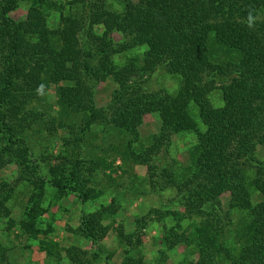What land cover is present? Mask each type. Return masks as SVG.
Returning <instances> with one entry per match:
<instances>
[{
    "label": "trees",
    "instance_id": "1",
    "mask_svg": "<svg viewBox=\"0 0 264 264\" xmlns=\"http://www.w3.org/2000/svg\"><path fill=\"white\" fill-rule=\"evenodd\" d=\"M18 2L0 0L1 158L7 156V163L16 164L34 180L40 168L27 140L33 126L43 122L48 130L58 125L72 133L75 122L81 123V135L67 140L68 145L73 142L72 148L61 151L48 166L49 178L40 176L34 183L39 191L24 209L21 233L32 240L48 235V229L38 227L40 216L47 212L40 206L45 184L54 189L56 200L74 194L85 202L101 195L87 187L92 177H84L83 161L74 150L93 125H108L133 137L124 154L149 171L153 166L148 157L171 133L196 130L194 105L201 124L214 130L223 169L210 183L191 172L177 181L164 169L160 176L168 185L163 186L176 190L187 218L199 219L192 242L200 264H264V162L257 158L258 146H264V0H130L121 12L99 9L81 20L61 17L56 29L47 25L46 0H34L26 18L15 21L10 14ZM94 27L102 32L95 33ZM214 45L229 59L221 61ZM135 47L146 48L142 57H132L125 65L114 61L113 56ZM160 67L178 78L174 93L146 90L144 77ZM97 78H111L116 85L105 109L97 108L93 99ZM62 82L56 89L59 111L46 124L37 104L52 84ZM216 88L221 106H214L210 98ZM147 114L158 115L160 131L148 148L136 153L131 145ZM101 165L109 168L103 161ZM249 168L254 169V178L247 176ZM2 193L1 188L0 215L7 219L10 195ZM224 193L229 196L225 213L220 201ZM254 193L261 200L254 202ZM115 203L113 199L109 206L80 217L76 232L94 250L64 248L69 264H94L101 255L110 264L112 254L100 244L108 230L102 222L115 214ZM233 213L238 215L235 239L225 245V219ZM116 237L121 246H129L123 249L120 264H146L141 249L132 246V234L119 229ZM2 247L0 264L6 263ZM55 247L48 241L39 249L51 258Z\"/></svg>",
    "mask_w": 264,
    "mask_h": 264
},
{
    "label": "rangeland",
    "instance_id": "2",
    "mask_svg": "<svg viewBox=\"0 0 264 264\" xmlns=\"http://www.w3.org/2000/svg\"><path fill=\"white\" fill-rule=\"evenodd\" d=\"M33 1L19 0L17 8L11 12L10 17L15 21L25 19ZM46 1L51 5L47 4V9H45L47 25L50 29H56L61 17H74L81 20L99 9L121 12L125 3L130 0ZM93 31L101 33L102 29L94 27ZM114 37L118 42L122 41L120 35L115 34ZM214 47L221 61L229 59V56L223 53L217 45ZM145 50V47H135L122 55L113 56V59L119 65H125L132 57H142ZM145 78L147 79L145 87L149 92L158 93L165 90V92L174 93L179 85L178 78L161 67L149 77L146 75ZM62 84L64 83L52 84L47 94L37 104L39 111L44 112L42 120L46 124L57 116L59 109L56 89ZM115 88L116 85L111 78L95 79L93 99L97 108L105 109L108 106ZM220 94L218 88L212 91L210 98L214 106H221ZM191 108L197 125L196 130L171 133L159 151L148 157L149 165L153 166L149 171L146 166L135 163L124 154L128 152L125 149L126 143L133 137L108 125L104 126L100 123L93 125L86 133L85 140L74 150L83 161L84 177H92L87 187L94 188L101 195L85 202L74 194L56 200L54 189L45 184L40 206L47 212L40 216L38 227L48 229V235H40L35 240L21 233L19 221L24 209L32 203L33 194L36 195L39 191L34 183L40 176L44 180L49 178L48 166L55 163L53 158L61 154V151L72 148L73 142L68 145L67 140L72 141L81 135V123L75 122L72 133L69 129L58 125L52 128L56 130L50 128L48 130L43 122L33 126L34 131L31 130V133H28L27 140L33 153V162H36L40 168L34 180L31 175L22 173L16 164L7 163V156L3 155V158L0 156V190L2 188V195H10L7 206L11 212L7 219L0 215V245L6 249L4 254L6 263L69 264L65 252V249L69 247L92 253L94 248L90 242L76 232L80 217L95 212L101 206H109L114 199L116 212L102 222L108 230L100 244L104 250L112 254L110 264H120L123 249L129 248V246L119 244L116 237L119 229L127 235L132 234L131 241L134 243L132 246L141 249L146 264H200L199 254L196 252L195 243L192 242L194 241V229L199 224V219L187 218L176 190L163 186L168 185L165 184L167 178L160 176L164 169L176 176L177 181H181V178L186 177L188 173L190 175V172L191 174L199 173L203 180L210 183L216 180L223 169L222 157L213 141L214 130L201 124L194 105ZM160 125L157 114L145 115L139 127L137 139L132 142L131 151L140 153L148 148L152 143V136L159 133ZM257 158L264 162V146H258ZM102 161L109 168L103 169ZM246 173L249 179L254 178V169L249 168ZM228 200L227 193L220 196L221 209L224 213L228 211ZM259 200L261 197L254 193L253 201ZM237 220V213L231 214L230 220L225 219L226 227L223 233L225 245L233 244ZM48 241L57 245L52 250L55 256L51 258L46 256L45 251L39 249ZM55 253L59 256L57 257ZM6 263L3 262V264ZM105 263L104 255L100 256V260L94 261V264Z\"/></svg>",
    "mask_w": 264,
    "mask_h": 264
}]
</instances>
